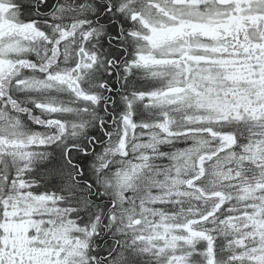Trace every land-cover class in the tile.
<instances>
[{
    "label": "snow or ice",
    "instance_id": "1",
    "mask_svg": "<svg viewBox=\"0 0 264 264\" xmlns=\"http://www.w3.org/2000/svg\"><path fill=\"white\" fill-rule=\"evenodd\" d=\"M0 264H264V0H0Z\"/></svg>",
    "mask_w": 264,
    "mask_h": 264
}]
</instances>
